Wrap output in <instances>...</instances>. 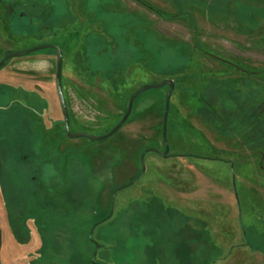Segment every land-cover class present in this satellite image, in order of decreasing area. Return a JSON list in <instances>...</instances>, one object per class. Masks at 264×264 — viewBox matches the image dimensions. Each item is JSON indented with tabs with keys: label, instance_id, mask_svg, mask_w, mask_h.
<instances>
[{
	"label": "rangeland",
	"instance_id": "374dc122",
	"mask_svg": "<svg viewBox=\"0 0 264 264\" xmlns=\"http://www.w3.org/2000/svg\"><path fill=\"white\" fill-rule=\"evenodd\" d=\"M10 1L22 16L10 35L0 11V59L59 46L70 131L106 133L142 85L171 79L174 89L168 156L148 151L130 183L142 150L164 149L167 86L141 93L110 137L68 138L55 51L6 62L0 264H264V171L239 144L247 114L262 116L264 0Z\"/></svg>",
	"mask_w": 264,
	"mask_h": 264
},
{
	"label": "water",
	"instance_id": "95a60500",
	"mask_svg": "<svg viewBox=\"0 0 264 264\" xmlns=\"http://www.w3.org/2000/svg\"><path fill=\"white\" fill-rule=\"evenodd\" d=\"M44 48H51L56 53L55 87H56V93H57V97H58L59 104H60V109H61V112H62V118H63V123H64V132H65V134H66V136L68 138L84 137V138H87V139H90V140H103V139H106V138L110 137L126 121L127 117L129 116V114H130V112L132 110V103H133L134 99L140 93H142V92H144V91H146L148 89H158V88H161L163 86H167L168 89H167L166 94H165L164 110H163V117H162V141H163V144H164L165 148H164V150L162 152H160L161 156H166L167 155L169 148H168L167 139H166V128H167V117H168L170 97H171L173 89H174L173 80H171V79H163L159 83L142 85L140 88L135 90L129 96L128 102H127L126 111L124 112V114L122 115L120 120L112 128H110V130H108L106 133L99 134V135H93V134H88V133H84V132H72L69 129V115H68L66 101H65V97H64L63 89H62V59H63V56H62V50L59 48V46H57L56 44H53V43H44V44H40V45L33 46V47H30V48H27V49H23V50H15V51L5 52L3 54V56H2V58L0 59V69L3 67L4 63L11 57H18V56L26 55V54H29L31 52H34V51H37V50H40V49H44ZM149 150H153V151L159 152L157 149L148 148V149H145L140 154V163H141V166H142V170L139 173V175L145 169V165H144V162H143V157H144V154L147 151H149ZM139 175L136 176L130 183H133L139 177ZM121 188H122V186H116L114 188V190L112 191L111 198H110V206H111V210L109 212L110 214L112 212V206H113V203H114L115 194ZM91 232H92V230H91ZM91 232L89 234V239L90 240H91ZM95 246H96V249H97L98 245L96 243H95Z\"/></svg>",
	"mask_w": 264,
	"mask_h": 264
},
{
	"label": "crops",
	"instance_id": "0c3cea01",
	"mask_svg": "<svg viewBox=\"0 0 264 264\" xmlns=\"http://www.w3.org/2000/svg\"><path fill=\"white\" fill-rule=\"evenodd\" d=\"M261 110H262L261 113H262L263 117L262 116H258V115H256V117H255V115L253 113H251V114L249 113L245 117L246 124H247V132L246 133H247L248 136H250V139H245L244 141L242 139L239 144H240V146L242 148L243 143H246V145L244 146L245 147L244 148L245 151H249V147H251L250 148L251 150H255L256 153L251 154L250 155L251 157L249 156L250 158H247L248 159V164L251 165L254 169H255V167H259L260 166V167H262V169L264 171V104H262ZM230 131H233V128H231ZM239 135H240V132H239ZM240 137H241V135H240ZM260 143H262V144H260ZM234 161L235 160H228L229 169L231 167L235 166ZM236 165L238 166V163ZM262 176H263V179H264V174ZM187 227H189V225ZM233 229H234L233 231L235 232L236 228H233ZM192 230L193 231H197V232H200L199 230H201L200 233H201L202 237H205L206 231H209V230H206V229H200V227H199V229H195L194 226H193ZM181 231H182V233L178 235V237H179L178 241L179 240H182V241L184 240V238L182 237V236H184L183 235V231L184 230L182 229ZM208 233L210 234V231ZM195 236H197L196 245L199 248L200 244H201L200 241H199L200 236L199 235H195ZM238 241H239V239L237 237H233L231 239V242H230L231 246L236 245L238 243ZM183 246H185V244ZM217 247H219V246H217ZM188 253H189V250H188ZM199 254H201V253L199 252L197 255H199ZM188 255H187V257H188ZM192 259L195 260L194 257H192ZM218 260H219V258H218ZM200 262L201 261L198 260L197 264H200Z\"/></svg>",
	"mask_w": 264,
	"mask_h": 264
},
{
	"label": "flooded vegetation",
	"instance_id": "af4514ba",
	"mask_svg": "<svg viewBox=\"0 0 264 264\" xmlns=\"http://www.w3.org/2000/svg\"><path fill=\"white\" fill-rule=\"evenodd\" d=\"M0 11L2 12V14H3V16H4V19H5V24L8 22V23H10V24H13V20H16L17 18H20V16H22V13H20L19 12V10H18V6H15L14 5V3L12 2V1H10V0H0ZM10 34V33H9ZM11 35V34H10ZM13 35V34H12ZM8 52V51H7ZM4 54V53H3ZM56 54V53H55ZM27 55V54H26ZM3 56V55H2ZM23 56V55H22ZM63 56V55H62ZM2 58V57H1ZM12 58V57H11ZM10 59V58H9ZM8 59V60H9ZM7 60V61H8ZM6 61V62H7ZM6 62L4 63V65L6 64ZM62 62H63V59H62ZM3 65V66H4ZM145 92V91H144ZM143 93V92H142ZM141 94V93H140ZM139 94V95H140ZM139 95L134 99V103H135V101L137 100V98H139ZM132 105H133V103H132ZM131 113V112H130ZM130 115V114H129ZM128 118V117H127ZM127 120V119H126ZM123 125V124H122ZM163 142V141H162ZM148 148H154V147H147V148H144L143 150H142V152L145 150V149H148ZM165 148V147H164ZM168 148H169V146H168ZM154 149H156V148H154ZM158 150V149H157ZM164 150V149H163ZM162 150V151H163ZM149 151H153V150H149ZM159 151V150H158ZM162 151H159V152H156V151H153V152H155V153H157V154H159V155H161L160 154V152H162ZM169 151V150H168ZM141 152V153H142ZM148 152V151H147ZM146 152V153H147ZM140 153V154H141ZM145 153V154H146ZM145 154H144V156H145ZM166 156H168V153H167V155ZM166 156H162V157H166ZM143 159H144V157H143ZM110 169V168H109ZM109 172V171H108ZM142 174V173H141ZM140 174V175H141ZM139 175V174H138ZM139 175V176H140Z\"/></svg>",
	"mask_w": 264,
	"mask_h": 264
},
{
	"label": "trees",
	"instance_id": "16d2710c",
	"mask_svg": "<svg viewBox=\"0 0 264 264\" xmlns=\"http://www.w3.org/2000/svg\"><path fill=\"white\" fill-rule=\"evenodd\" d=\"M6 29L8 30V32L10 33V34H15L16 33V30L13 28V24H10V23H6ZM19 31H21V30H19ZM44 126V124L43 123H40V124H38V131L41 133V135H43L42 133L44 132V131H42V130H40L42 127ZM44 128V127H43ZM37 129V128H36ZM65 133V132H64ZM108 218V217H107ZM107 218H102V219H100L99 221H97V222H95L94 223V225H96V224H98V223H100L101 221H104V220H106Z\"/></svg>",
	"mask_w": 264,
	"mask_h": 264
}]
</instances>
